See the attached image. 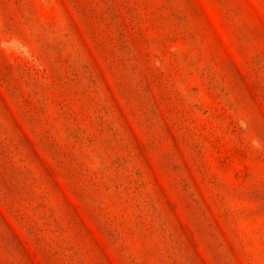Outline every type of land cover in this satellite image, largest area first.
<instances>
[{
	"label": "rangeland",
	"instance_id": "1",
	"mask_svg": "<svg viewBox=\"0 0 264 264\" xmlns=\"http://www.w3.org/2000/svg\"><path fill=\"white\" fill-rule=\"evenodd\" d=\"M0 264H264V0H0Z\"/></svg>",
	"mask_w": 264,
	"mask_h": 264
}]
</instances>
